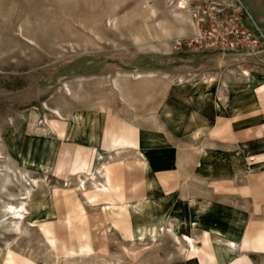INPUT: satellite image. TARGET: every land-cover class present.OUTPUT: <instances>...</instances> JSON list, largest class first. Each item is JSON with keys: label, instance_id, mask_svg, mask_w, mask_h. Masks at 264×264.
Listing matches in <instances>:
<instances>
[{"label": "rangeland", "instance_id": "374dc122", "mask_svg": "<svg viewBox=\"0 0 264 264\" xmlns=\"http://www.w3.org/2000/svg\"><path fill=\"white\" fill-rule=\"evenodd\" d=\"M245 3L0 0V170L21 179L0 199L32 188L0 264H200L208 242L264 264V48L219 43L238 16L264 46ZM122 123L141 147L115 145Z\"/></svg>", "mask_w": 264, "mask_h": 264}, {"label": "crops", "instance_id": "0c3cea01", "mask_svg": "<svg viewBox=\"0 0 264 264\" xmlns=\"http://www.w3.org/2000/svg\"><path fill=\"white\" fill-rule=\"evenodd\" d=\"M241 1H242V3L245 6L246 5L245 1L248 2L249 0H241ZM254 2H255V4L253 3V6H254L255 11L257 13L258 20H259V22H264V17L262 18L261 15H260L262 8H264V0H254ZM249 8H250V6H249ZM130 131H132L131 130V126L128 125V124H126V123H122L121 127H119L117 129V134L115 136V141H114L115 142V145L117 147L118 146H133V147H141L142 146L143 137L140 134V132L134 129V132L132 131V135H131L130 134L131 133ZM134 133H135V135H134ZM110 136H111V132L108 129L106 131V133L104 135V139H103V149L104 150H108L109 149ZM92 151H96L97 153H100L97 150H92ZM119 151H121V150H119ZM119 151H117V152H119ZM66 157L68 159V162H71L72 159H74V158L69 157V156H66ZM1 159H3V158H1ZM59 159H58V161H59ZM142 161L145 164H143L141 162V160L138 159L137 164H133L131 166L132 169L136 168V169H139L141 171H144L146 169V167H147V159H144V156H143L142 157ZM114 162H116V161H114ZM91 165H93V163ZM116 165H117V163L116 164L115 163H110V167L106 168V171H107V173H106V180H107V184H108V187H107L106 190H110V189L111 190H116V191L117 190H120V192H121L120 185H115V183H114V173H113V169H114V167ZM56 166H59L58 165V162H57ZM103 171L105 172V170H103ZM142 181L143 180H138L135 183H133V186L131 187L132 190L137 192V190L140 189L141 186L143 185V182ZM0 188H7L8 189V186L5 185L4 187H0ZM121 196L125 197V195L122 194V193H121ZM261 236L262 237L264 236L263 233H262ZM206 245H208V246L206 247L204 245L203 251H201L199 253V256H198L199 257L200 264H223L222 258L227 260L229 257H232V255L234 254L233 247L231 245L228 246L225 243H224V245L222 246L221 249H219L217 246H214V248H213L211 246V244H209V242L206 243ZM221 253L223 255H221Z\"/></svg>", "mask_w": 264, "mask_h": 264}, {"label": "bare ground", "instance_id": "6f19581e", "mask_svg": "<svg viewBox=\"0 0 264 264\" xmlns=\"http://www.w3.org/2000/svg\"><path fill=\"white\" fill-rule=\"evenodd\" d=\"M180 7L185 8V3L182 2ZM247 74L248 73H246V75ZM1 158H3V156L0 153V159ZM18 173L11 166L5 165V168L0 170L1 181L9 184L13 182L14 178H16L19 182H21V179L19 178ZM20 174L22 177L25 176L24 172H20ZM92 178L95 179L96 175L92 174ZM25 179L26 181H29V179H27L26 177ZM32 182L34 183L35 186H39L38 185L39 183L36 179H34ZM25 191L26 192L21 194V196L18 197V199H16L17 196L14 194H8V197H9L8 200L2 201L0 199V213H1L0 228L7 229L12 232L14 231L15 233H18V234H21L23 232V225H24V222L26 221V216L28 215V209L26 208V203H27V200L31 199L32 197V188L26 187ZM14 200H19L20 204L16 205L14 203ZM188 240L190 241V243H192L191 241L192 239L188 238ZM233 245L236 246L235 244Z\"/></svg>", "mask_w": 264, "mask_h": 264}, {"label": "built area", "instance_id": "2783aa9c", "mask_svg": "<svg viewBox=\"0 0 264 264\" xmlns=\"http://www.w3.org/2000/svg\"><path fill=\"white\" fill-rule=\"evenodd\" d=\"M221 33L219 43L228 50H244L253 55L257 54L261 47L264 48L260 34L244 27L238 16L222 25Z\"/></svg>", "mask_w": 264, "mask_h": 264}]
</instances>
